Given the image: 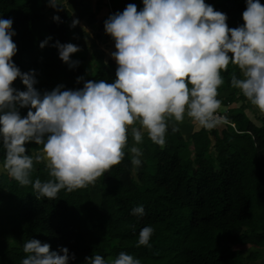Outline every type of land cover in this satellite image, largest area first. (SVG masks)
<instances>
[{"label":"clouds","instance_id":"1","mask_svg":"<svg viewBox=\"0 0 264 264\" xmlns=\"http://www.w3.org/2000/svg\"><path fill=\"white\" fill-rule=\"evenodd\" d=\"M57 12L71 6L69 0H48ZM143 7L129 3L104 21V30L114 41L110 55L117 68L112 82L86 80L82 88L64 89L58 84L41 93L35 69L23 72L12 57L17 45L11 18H0V174L20 186L31 185L36 197L54 200L61 190L72 192L94 185L131 154L132 171L142 164L145 137L163 147L169 131H180L186 119L196 130L222 128L218 90L223 72L234 66L230 86L239 90L251 105L264 113V4L246 0L243 23L229 27L227 14L214 10L205 0H142ZM108 8L110 6H107ZM111 9V8H109ZM60 21L59 15H54ZM79 24L71 20L70 27ZM86 34L89 28L80 25ZM51 37L40 42L43 48ZM61 60L75 67L71 54L80 51L74 43L55 41ZM107 63V61H105ZM19 78L26 86H13ZM63 89V90H62ZM26 107L22 116L20 108ZM129 137L132 144L129 145ZM42 147L31 154L26 143ZM43 164L48 179H33ZM140 218L143 205L131 210ZM154 228L142 227L137 246L151 247ZM21 264H69L75 259L67 247L50 250L49 243L29 239ZM62 253V254H61ZM84 264H142L121 251L106 260L100 254L85 258Z\"/></svg>","mask_w":264,"mask_h":264},{"label":"trees","instance_id":"2","mask_svg":"<svg viewBox=\"0 0 264 264\" xmlns=\"http://www.w3.org/2000/svg\"><path fill=\"white\" fill-rule=\"evenodd\" d=\"M108 2L112 13L122 12L129 3L136 4L138 11L143 7L142 0ZM205 2L227 14L229 27L244 22L246 0ZM260 2L264 4V0ZM47 6L51 7L48 0H0V18H11L16 32L12 39L17 52L12 59L23 72L36 70L35 87L41 93L58 84L64 89L82 88L84 82L63 83L68 71H51L59 58L54 33L56 29L68 33L73 17L66 10L59 15L60 21L48 20ZM76 18L85 20L100 39L106 19L97 20L87 7ZM49 36L51 40L41 48L40 42ZM107 37L114 42L109 34ZM92 55L97 59L93 80L112 82L117 64L112 62L102 76L99 68L104 66V54L94 50ZM233 70L240 75L230 65L222 73L225 82L218 96L225 97L221 113L235 128L227 124L222 129H201L191 140L184 138L181 129L169 131L163 147L145 137L140 146L144 153L141 166L133 174L131 154L125 149L124 159L99 177L97 203H93L89 186L61 190L54 200L38 199L31 185L20 186L0 174V264H21L27 255L23 245L33 238L49 243L50 250L67 247L75 254L69 264H84L93 254L110 260L121 251L142 264H251L261 258V250L244 255L234 248L237 244L264 247V123L255 124L243 103L227 108L247 100L230 86ZM13 86L26 88L19 78ZM19 110L24 116L28 109ZM41 147L26 143L30 154ZM3 155L0 149V160ZM36 177L48 179L43 164L36 166L33 179ZM137 205H143V217L132 214ZM146 225L154 228L151 247L137 246L139 231Z\"/></svg>","mask_w":264,"mask_h":264},{"label":"rangeland","instance_id":"3","mask_svg":"<svg viewBox=\"0 0 264 264\" xmlns=\"http://www.w3.org/2000/svg\"><path fill=\"white\" fill-rule=\"evenodd\" d=\"M74 1L76 2V0H74ZM91 2H93V1H91ZM77 5H79V2ZM73 8H71L70 14L74 19L77 17V11L75 8L74 9ZM64 11H65V9L57 12L56 9L47 6L45 13H46V17L48 20H53L54 15H60ZM105 12L107 14H109L108 10H106ZM95 18H96V15H95ZM99 19H103V18H99ZM70 24L68 26H70ZM85 24H86L85 20H84V22L79 21V24H77L75 27H70V29L68 30V33H66L65 30H63V29H60V30L56 29V31L54 33V38L56 41L58 40L60 43L71 42V43L78 45L81 49L80 51L71 54L72 59L79 61V64L77 66L69 67V65L67 63L63 62L60 57L56 58L54 64L52 65L51 71L53 73L68 71V74H66L65 79L63 80V83L67 86H70L74 83H77L76 78L78 76H83L84 81L93 80L92 75H93L94 70H95V63L97 62V59L92 57L93 56L92 52L94 50H101L103 52V54H105V55H107L106 53H109V52L111 53V51H109L107 49V46L112 45L113 49L116 50L114 44H112V43L107 44L106 43L107 42L106 40H108V39H107V34H106L105 30H103L101 32V35H100L101 40H98L95 38L96 31L89 28L92 35L88 37V41L86 43L85 38H84L86 34L82 31V28L80 26V25H85ZM105 55H104V58H105ZM112 62H116V61H112ZM112 62L108 61L107 63H105L104 66H101L99 68V73L102 76H106L107 66H110V64ZM84 81H80V82H84ZM221 94H220L219 99L222 102L225 97ZM238 104L239 103H237V104L235 103L234 105L236 106ZM243 104L246 105V107H247L245 109L246 114L251 118V120L253 122H255V124L261 125L262 123H264V113L260 112L255 106L251 105L248 100L243 101ZM221 105H222V103H221ZM221 108H224V106H221ZM227 108H229V107H227ZM222 128H219V129H222ZM182 134L186 140H191V138L193 136V134H191V133L187 134V133L182 132ZM131 143H132V139H131ZM140 146L141 145H138V147H140ZM98 179L94 185H89L90 192H91L90 194L93 197V203H97V201H98L97 195H96L97 194ZM234 248L239 249L244 255L249 253L250 251H253V250H261V258H259L255 262H252L251 264H264V247L258 248V247H255V246H252L249 244H244V245H238L237 244V245H234ZM8 256H10V254H8Z\"/></svg>","mask_w":264,"mask_h":264},{"label":"crops","instance_id":"4","mask_svg":"<svg viewBox=\"0 0 264 264\" xmlns=\"http://www.w3.org/2000/svg\"><path fill=\"white\" fill-rule=\"evenodd\" d=\"M91 1H93V2H91ZM78 2H79V5H77L78 4ZM99 2V3H98ZM97 3L98 4H100V7L99 8H97ZM69 4L71 5V6H69L68 7V10L69 11H71V8H75L76 9V11H77V15L83 10V7H87V8H89V10L90 11H92V12H94L95 13V15H96V18L98 19V20H102V19H99V18H103V19H107V17L110 15V13L109 14H107L105 11L106 10H108V12H109V8L107 7V4L104 2V0H76V2L74 1V0H69ZM73 8V9H74ZM98 9V10H97ZM67 9H65V11H66ZM98 11V12H97ZM97 12V13H96ZM63 13V12H62ZM84 22V20H81V22ZM85 26H87L86 24H85ZM88 27V26H87ZM89 28V27H88ZM96 31V30H95ZM97 32V31H96ZM108 35V34H107ZM107 39H108V37H107ZM98 40H101V38L100 39H98ZM107 42V44L108 43H112V44H114V42H111V41H109V40H106ZM107 49L109 50V51H115L114 49H113V46L112 45H110V46H107ZM107 55H105V58H104V65H105V61H115V59L110 55V52L109 53H106ZM108 56V57H107ZM114 63H116V62H114ZM109 66H107V68H108ZM218 98H219V96H218ZM243 101H245V99L243 100ZM243 101L242 102H234V103H231L230 105H228V107H237V106H239L241 103H243ZM237 104V103H239L238 105H234V104ZM247 107H245V109H246ZM249 117V116H248ZM250 118V117H249ZM251 119V118H250ZM180 129H181V131L182 132H184V133H187V134H196L197 133V131L198 130H196L194 127H193V125L190 123V121H188L187 119H186V121L182 124V125H180ZM192 131V132H191Z\"/></svg>","mask_w":264,"mask_h":264},{"label":"built area","instance_id":"5","mask_svg":"<svg viewBox=\"0 0 264 264\" xmlns=\"http://www.w3.org/2000/svg\"><path fill=\"white\" fill-rule=\"evenodd\" d=\"M105 3L109 6V2H108V0H105ZM109 8H110V7H109ZM109 10H110V13L113 14L112 11H111V9H109ZM221 114L224 115V116L226 117V120H227V123H226L224 126H226L227 124H230L233 128H235V124H234L233 122H231V121L227 118L226 114H224V113H221Z\"/></svg>","mask_w":264,"mask_h":264}]
</instances>
